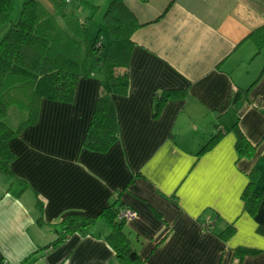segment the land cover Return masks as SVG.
<instances>
[{
	"label": "crops",
	"instance_id": "crops-1",
	"mask_svg": "<svg viewBox=\"0 0 264 264\" xmlns=\"http://www.w3.org/2000/svg\"><path fill=\"white\" fill-rule=\"evenodd\" d=\"M126 3L146 24L132 34L128 90L113 95L119 136L105 151L81 145L101 69L78 79L72 102L41 100L37 122L8 141L11 173L0 172V261L120 264L100 220L45 248L63 217L94 216L118 197L136 212L124 230L146 264H264V46L254 55L249 38L264 26V0ZM47 4L59 22L69 11L90 16L71 0ZM255 79L233 109L236 87ZM182 88L186 96L154 116L157 93ZM234 122L256 146L251 158H237ZM217 131L219 140L198 154ZM254 166L263 196L251 215L241 194ZM229 224L235 231L224 240ZM237 246L257 253L239 260Z\"/></svg>",
	"mask_w": 264,
	"mask_h": 264
},
{
	"label": "trees",
	"instance_id": "trees-1",
	"mask_svg": "<svg viewBox=\"0 0 264 264\" xmlns=\"http://www.w3.org/2000/svg\"><path fill=\"white\" fill-rule=\"evenodd\" d=\"M53 1L57 8L64 2ZM90 6L94 10L98 8L96 5ZM13 9L14 0H0V29L5 27L0 38V118H4L11 105L24 112L26 117L16 128L0 120V172L11 173L9 164L13 153L8 148V141L25 127L37 122L41 100L72 102L78 79L92 76L98 68L102 70V79L81 145L105 151L119 136L113 95L125 94L128 90L127 68L134 45L132 34L146 23L138 20L126 0L108 2L103 12V25L92 37L87 34L85 21L80 20L74 11L62 13V22H59L39 0H25L18 18L13 21L10 18ZM88 18L91 19L92 15ZM249 38L256 47L254 55H257L264 46V26L253 30ZM256 81L245 88L236 87L233 109L248 100V92ZM186 94V88L157 93L154 116L158 115L164 102L185 97ZM232 129L236 137L237 158H251L256 146L247 140L237 122H234ZM220 136V131L213 134L198 154L213 146ZM259 178L260 169L254 166L248 173V183L241 194L243 206L251 215L257 212L262 201L263 188L256 187ZM36 205L41 208L39 200ZM126 207L115 197L94 216L80 213L66 215L54 228L55 239L45 248L57 245L74 232L88 234L101 220L109 227L105 240L120 264H146L124 230L126 220L118 218L119 211ZM202 228L209 229L210 224L202 223ZM234 231L235 228L229 224L219 236L226 240ZM255 253L256 249L242 246H237L233 251L234 257L239 260L246 254Z\"/></svg>",
	"mask_w": 264,
	"mask_h": 264
},
{
	"label": "rangeland",
	"instance_id": "rangeland-1",
	"mask_svg": "<svg viewBox=\"0 0 264 264\" xmlns=\"http://www.w3.org/2000/svg\"><path fill=\"white\" fill-rule=\"evenodd\" d=\"M24 1L25 0H14V9L11 12V16H10L11 20L15 21L18 18ZM39 1L42 2L47 8H48L47 2L51 3V9L54 10L56 8L53 0H39ZM108 2L109 0H107V3L105 0H81L79 2L72 1V3L77 5L78 12L80 9L81 10L83 9V12H86L84 14H88L89 12L90 16L92 15L91 19L89 18L85 19V26L88 36L92 37L95 34V32L98 30V28L103 25V18H102L103 12L107 7ZM62 4L59 8H62ZM90 5L98 6L97 10H94L93 7ZM4 30L5 27L0 29V38ZM100 69L101 68H98L96 70H100ZM25 117L26 116L24 112H21L15 105H11L8 107L7 113L4 116V118H0V120L4 121L11 128H16L18 124L25 119ZM99 225H101V229L105 228V230L109 232V227L105 224V222L100 220Z\"/></svg>",
	"mask_w": 264,
	"mask_h": 264
},
{
	"label": "built area",
	"instance_id": "built-area-1",
	"mask_svg": "<svg viewBox=\"0 0 264 264\" xmlns=\"http://www.w3.org/2000/svg\"><path fill=\"white\" fill-rule=\"evenodd\" d=\"M135 216H136V212L133 209L128 208V207L120 210L119 214H118V218H121V219L123 218L125 220L131 219ZM0 264H13V263H10L6 260H1ZM18 264H20V263H18Z\"/></svg>",
	"mask_w": 264,
	"mask_h": 264
}]
</instances>
